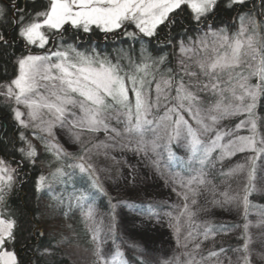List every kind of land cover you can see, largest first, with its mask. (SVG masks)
<instances>
[{
    "label": "snow or ice",
    "instance_id": "1",
    "mask_svg": "<svg viewBox=\"0 0 264 264\" xmlns=\"http://www.w3.org/2000/svg\"><path fill=\"white\" fill-rule=\"evenodd\" d=\"M0 59V102L17 130L0 131L11 149L0 155V264H24L8 201L39 159L29 132L65 161L55 179L85 182L74 204L92 264H181L137 242L166 217L178 246L184 233L183 264H264V205L250 199L264 198V0H0ZM157 177L179 205L119 198L105 183L137 190ZM49 187L40 175L36 192ZM44 236L37 225L28 238ZM63 242L30 247L54 257Z\"/></svg>",
    "mask_w": 264,
    "mask_h": 264
},
{
    "label": "trees",
    "instance_id": "2",
    "mask_svg": "<svg viewBox=\"0 0 264 264\" xmlns=\"http://www.w3.org/2000/svg\"><path fill=\"white\" fill-rule=\"evenodd\" d=\"M5 1L7 2V0ZM222 19L226 20L227 16L222 17ZM231 30H234V28ZM109 50L111 49L109 48ZM0 64H3L2 59H0ZM12 74L13 68L9 64L8 76L11 77ZM4 79L3 68H0V81ZM10 115L7 106L0 102V131L6 128L8 137H12L17 131ZM27 134L37 146L39 159L34 167L28 166L21 173L23 183L17 184L8 201L9 208L16 213L23 229L17 248L24 264H28L30 259L32 264H88V261L80 253L71 254L72 247L81 250L90 249L89 233L84 228L83 220L79 216L81 214L80 209L75 207L74 204L75 196L86 187L85 182L79 176L73 179L65 177V183H60L55 179L51 173L57 167L63 166L65 161L62 159L57 160L52 153L45 150L40 140L33 139L30 132ZM0 155L10 157V147L5 149L0 146ZM42 174L47 177V183L50 187L37 193L35 184ZM254 198V196L250 197L254 204L264 205L263 200H255ZM105 200L104 197L97 196V205L105 206L108 203ZM70 202H73L71 208L69 207ZM55 221L67 223L69 225V235H64L65 231L60 230V228L57 229L54 226ZM37 225L45 232L44 238L29 239L30 230ZM61 240L64 242L59 245V250L54 257H41L36 253L35 247H30L31 245H38L40 249H44L55 245L57 241Z\"/></svg>",
    "mask_w": 264,
    "mask_h": 264
},
{
    "label": "rangeland",
    "instance_id": "3",
    "mask_svg": "<svg viewBox=\"0 0 264 264\" xmlns=\"http://www.w3.org/2000/svg\"><path fill=\"white\" fill-rule=\"evenodd\" d=\"M235 30V29H234ZM233 30V31H234ZM102 135V134H101ZM69 151H74L75 149L71 145H65ZM234 161L236 160H243L242 156H238L236 158H233ZM151 175V174H150ZM101 179L105 180V177L101 175ZM106 186L109 187V191L113 195H118L119 198H133L136 200H147V199H152L153 201L164 203L167 202L168 204H171L173 206L179 205L181 203L180 197L172 191V185H170L168 182H166L165 178H153L149 179L145 186L142 189H125L121 187L120 189H116L114 186L110 185L109 182L105 181ZM217 183H219V180H217ZM235 186V184H233ZM255 200H263L264 198H259L254 196ZM106 199V198H105ZM107 199L105 202L107 203ZM105 203V204H106ZM100 208L101 212L107 211L108 203L103 206V205H98ZM82 218V214L79 215ZM121 228L124 231H127L128 233H133L134 229L132 228V218L129 216L127 213H121ZM217 222H224L227 220L230 223H235L239 222V218H237L235 221L232 219L230 216L226 215H221L218 214L214 218ZM249 219L255 224L257 221L258 217L253 213L252 215L249 216ZM84 228L87 230L89 233V241H91V233L88 231V228L86 224L83 222ZM54 226L60 230L65 231L64 235H69L68 227L69 225L65 222H59L55 221ZM251 233L255 237L258 234V230L253 227L250 229ZM183 231L181 234V238L179 241V245L177 243V238L175 231L173 227L169 226V219L166 217L163 223V226H159L155 229H149L147 231L146 235H141L137 236V242L140 243L142 246H147V248L150 251V254L152 257H171L173 255L179 256L181 260V264H183V261L186 259V257L183 256V252L185 251L184 248L182 247L184 240H183ZM221 238L217 237L216 243H220ZM226 244L231 245V247L235 248L238 247V242L237 239H230L225 241ZM92 245L91 242H89V248L91 249ZM214 244L212 243L211 240L206 241L204 245H202L203 249V255H207V252L210 250H213ZM89 249V250H90ZM88 249L86 250H81L77 247H72V253H80L81 256H84L85 259L88 261V264H92V257L90 255V251ZM197 259H199V256H197ZM208 264H211V261L208 262Z\"/></svg>",
    "mask_w": 264,
    "mask_h": 264
},
{
    "label": "flooded vegetation",
    "instance_id": "4",
    "mask_svg": "<svg viewBox=\"0 0 264 264\" xmlns=\"http://www.w3.org/2000/svg\"><path fill=\"white\" fill-rule=\"evenodd\" d=\"M4 3H7L5 0H3Z\"/></svg>",
    "mask_w": 264,
    "mask_h": 264
}]
</instances>
